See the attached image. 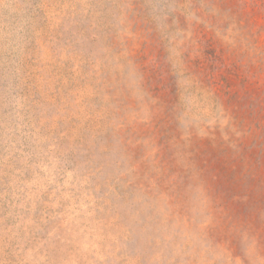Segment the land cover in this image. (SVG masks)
Masks as SVG:
<instances>
[{"label": "rangeland", "instance_id": "374dc122", "mask_svg": "<svg viewBox=\"0 0 264 264\" xmlns=\"http://www.w3.org/2000/svg\"><path fill=\"white\" fill-rule=\"evenodd\" d=\"M0 264H264V0H0Z\"/></svg>", "mask_w": 264, "mask_h": 264}]
</instances>
